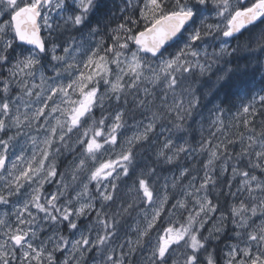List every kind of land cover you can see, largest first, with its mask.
Instances as JSON below:
<instances>
[{
	"label": "snow or ice",
	"instance_id": "snow-or-ice-1",
	"mask_svg": "<svg viewBox=\"0 0 264 264\" xmlns=\"http://www.w3.org/2000/svg\"><path fill=\"white\" fill-rule=\"evenodd\" d=\"M0 264H264V0H0Z\"/></svg>",
	"mask_w": 264,
	"mask_h": 264
},
{
	"label": "rangeland",
	"instance_id": "rangeland-1",
	"mask_svg": "<svg viewBox=\"0 0 264 264\" xmlns=\"http://www.w3.org/2000/svg\"><path fill=\"white\" fill-rule=\"evenodd\" d=\"M164 226L167 227V224H165Z\"/></svg>",
	"mask_w": 264,
	"mask_h": 264
},
{
	"label": "trees",
	"instance_id": "trees-1",
	"mask_svg": "<svg viewBox=\"0 0 264 264\" xmlns=\"http://www.w3.org/2000/svg\"><path fill=\"white\" fill-rule=\"evenodd\" d=\"M257 79H259V77H257Z\"/></svg>",
	"mask_w": 264,
	"mask_h": 264
}]
</instances>
